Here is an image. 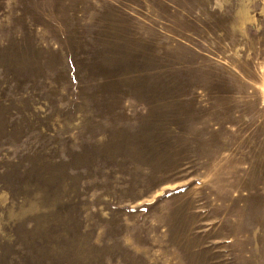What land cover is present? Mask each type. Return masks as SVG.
Masks as SVG:
<instances>
[{"label":"rangeland","instance_id":"obj_1","mask_svg":"<svg viewBox=\"0 0 264 264\" xmlns=\"http://www.w3.org/2000/svg\"><path fill=\"white\" fill-rule=\"evenodd\" d=\"M0 264H264V0H0Z\"/></svg>","mask_w":264,"mask_h":264}]
</instances>
